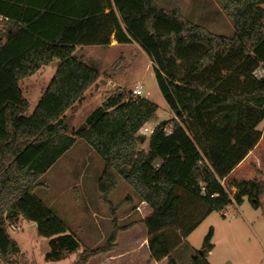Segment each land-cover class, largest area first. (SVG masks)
Listing matches in <instances>:
<instances>
[{
    "label": "trees",
    "instance_id": "16d2710c",
    "mask_svg": "<svg viewBox=\"0 0 264 264\" xmlns=\"http://www.w3.org/2000/svg\"><path fill=\"white\" fill-rule=\"evenodd\" d=\"M154 0H0V264L20 253L8 235L18 217L48 239L45 262L79 248L76 237L35 195L40 178L78 140L104 168L97 189L105 204L120 177L140 200L144 216L126 227L112 219L101 247L83 249L71 264H88L116 248L118 235L142 225L146 264H176L172 251L213 212L240 205L259 209L264 178L221 181L257 145L264 120V0H217L232 37L210 33ZM135 44L152 64L157 89L173 118L159 122L138 149L141 129L157 106L133 101L121 88L70 132L67 113L98 79L76 47ZM56 62L53 77L30 117L19 83ZM161 164L153 167L155 160ZM212 229L190 264H209ZM206 255V256H205Z\"/></svg>",
    "mask_w": 264,
    "mask_h": 264
},
{
    "label": "rangeland",
    "instance_id": "374dc122",
    "mask_svg": "<svg viewBox=\"0 0 264 264\" xmlns=\"http://www.w3.org/2000/svg\"><path fill=\"white\" fill-rule=\"evenodd\" d=\"M154 1L164 10L173 7L172 0ZM175 1L181 15L191 23L207 29L214 35H234L233 25L223 14L217 0ZM108 54L104 64L98 61L92 66L102 67L97 82L85 92L79 105L67 113L70 132L80 128L86 117L100 106L107 92L118 86L129 92L136 85H141V97L157 106L154 117L144 126L148 130H153L161 121L170 120L172 114L157 89L152 64L144 53L139 51L136 45H132ZM96 55L99 56L98 53ZM129 56L133 57L131 61H127ZM127 64L129 65L126 66ZM55 69L56 62L19 83L22 96L28 103L26 117L33 113ZM123 71L125 73L119 76V72ZM108 80L114 84L112 89L105 86ZM263 129L264 120L257 127L259 132ZM140 134L146 139L149 136L143 130ZM144 143L145 141L139 143L138 149H144ZM160 164L158 159L153 162L155 168ZM103 168V162L96 153L91 151L84 141L78 140L40 178V186L34 192V195L65 224L68 233L76 237L79 242L78 250L72 254L63 253L56 262H45L44 256L49 251L48 239L38 235L34 223L18 217L8 222L7 228L9 237L20 249V253L10 260L11 263L71 264L83 249H94L105 244L112 232L113 218L119 227H126L141 220L144 213L140 200L118 176H115V187L108 196L110 204L103 202L97 189V181ZM229 183L228 179L221 181L223 187L233 196L235 191L229 188ZM209 228L212 229L213 245L208 259L206 257L209 264H264V211L253 209L246 198L240 205H230L221 212L211 213L203 220L185 241L172 251L171 257L176 264H190L191 256L195 252H201L202 240ZM145 238V228L137 225L118 235L116 248L112 252L93 258L88 264H146L148 254L144 247Z\"/></svg>",
    "mask_w": 264,
    "mask_h": 264
},
{
    "label": "crops",
    "instance_id": "0c3cea01",
    "mask_svg": "<svg viewBox=\"0 0 264 264\" xmlns=\"http://www.w3.org/2000/svg\"><path fill=\"white\" fill-rule=\"evenodd\" d=\"M1 29H2V26L0 25V30ZM132 45H135V44L118 45L112 39L109 46H106V47H99V46L76 47L75 53L79 56H82L88 65L94 66L93 64H96V62H98V61L103 62L106 59V57L109 56V54H108L109 52L117 51V50L119 51L120 49L129 48ZM139 51H141V50L139 49ZM97 53L99 54L98 57H97V55L95 56V54H97ZM118 57L123 58V56H119V55H118ZM131 58H133V57L129 56V58H127V61H129V60L131 61ZM103 64H104V62H103ZM128 65L129 64H127L126 66H128ZM100 68H102V67H100ZM100 68H96L99 74H101V72H102V69H100ZM42 69H44V68H42ZM40 71H38V72H40ZM124 73H125L124 71L119 72V76H122ZM33 76H31V77H33ZM28 78H30V77H28ZM92 86H90V87H92ZM172 118H173V116L171 117V119ZM260 132H261V137H260V140L258 141L257 145L247 154L245 159L241 163H239L222 181H225L227 179L229 180V182L232 180H235V181H239V180L262 181L263 180V178H264V129ZM143 145H145L143 147L145 149L147 147V139L145 140V143ZM259 209H262L264 211V194L261 197ZM144 247L146 248V238L144 240ZM209 255H210V253H208L207 259H208Z\"/></svg>",
    "mask_w": 264,
    "mask_h": 264
},
{
    "label": "built area",
    "instance_id": "2783aa9c",
    "mask_svg": "<svg viewBox=\"0 0 264 264\" xmlns=\"http://www.w3.org/2000/svg\"><path fill=\"white\" fill-rule=\"evenodd\" d=\"M264 76V70L261 67H258L257 69L254 70L253 72V77L258 80ZM108 89H112L114 87V84L108 80L105 85ZM141 90L142 87L141 85H136L131 91H129L130 98L133 101H136L138 98H141ZM105 93V91L103 92ZM141 130H143L144 133L150 134L152 130H148L147 128L143 127ZM154 167V166H153ZM155 168V167H154ZM158 168V167H157ZM155 168V169H157Z\"/></svg>",
    "mask_w": 264,
    "mask_h": 264
},
{
    "label": "water",
    "instance_id": "95a60500",
    "mask_svg": "<svg viewBox=\"0 0 264 264\" xmlns=\"http://www.w3.org/2000/svg\"><path fill=\"white\" fill-rule=\"evenodd\" d=\"M141 142H143V139H141ZM206 256V255H205Z\"/></svg>",
    "mask_w": 264,
    "mask_h": 264
}]
</instances>
